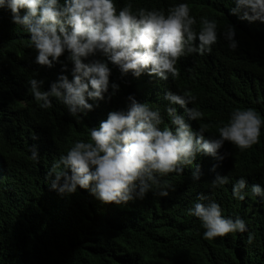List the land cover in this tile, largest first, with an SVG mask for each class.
I'll use <instances>...</instances> for the list:
<instances>
[{
    "label": "trees",
    "instance_id": "16d2710c",
    "mask_svg": "<svg viewBox=\"0 0 264 264\" xmlns=\"http://www.w3.org/2000/svg\"><path fill=\"white\" fill-rule=\"evenodd\" d=\"M128 2L115 0L117 10ZM131 3L134 10L165 12L187 3L197 20L195 29L199 31L200 17L214 19L219 40L211 53L182 57L175 80L144 73L122 76L105 57H90L85 63H108L110 86L103 100L88 101L93 110L80 119L55 98L51 108L42 109L30 94V78L43 80L45 91L59 75L72 80L67 53L52 68L36 64L29 34L12 22L10 10L0 8V264H264V203L250 196L253 184L264 186V127L250 149L240 151L225 142L218 153L222 160L198 154L181 175L167 177L173 189L166 197L149 192L143 200L117 206L103 204L90 190L78 188L74 194L62 195L51 188L47 173L53 161L76 140H87L89 130L99 127L109 112L126 110L130 96L160 108L161 128L175 130L166 113L168 107H175L194 133L207 126L205 138L218 135L233 109L252 108L264 118V23L233 15L234 0ZM24 13L21 10L20 15ZM228 25L236 30L235 52L222 35ZM64 65L67 71H62ZM113 83L118 90L111 88ZM168 92L195 96L189 107L199 108L203 118L189 119L183 108L165 99ZM32 147L38 163L29 158ZM217 176H228L229 183L213 188ZM241 177L247 181L244 201L232 196V186ZM201 194L215 200L225 217H241L247 231L203 239L201 222L188 215Z\"/></svg>",
    "mask_w": 264,
    "mask_h": 264
},
{
    "label": "clouds",
    "instance_id": "9594fccd",
    "mask_svg": "<svg viewBox=\"0 0 264 264\" xmlns=\"http://www.w3.org/2000/svg\"><path fill=\"white\" fill-rule=\"evenodd\" d=\"M231 13L241 20L264 23V0H234ZM0 8L12 13V22L22 26L29 34L31 48L37 52L35 63L52 68L67 53L73 65L72 80L59 75L43 90L44 81L30 78V94L42 109L52 107V99L64 105L77 119L93 110L88 101L103 100L109 89L111 74L108 63L85 61L103 56L118 67L122 76L148 77L167 81L179 77L177 63L182 57L194 53H211L219 40L217 21L206 16L197 20L191 15L187 3H178L167 9H133L131 0L117 10L115 0H0ZM21 10H25L23 16ZM229 50L235 52L238 42L236 30L228 25L222 33ZM199 41L196 45L194 42ZM62 71H67L64 65ZM116 91L118 85L111 84ZM171 105H179L191 120L199 121L204 113L189 107L196 97L185 92H168ZM126 110L109 112L107 119L97 128L89 130L87 140H76L55 159L47 173L50 186L58 193L74 194L77 189L90 190L103 204L125 205L143 200L151 192L166 197L173 185L167 177L181 175L198 154L223 159L219 150L225 142L240 151L250 149L259 142L264 118L252 108H236L226 123L218 128V135L205 138L207 126L194 133L175 107L166 113L174 126L161 128L163 123L159 107L139 103L133 97ZM35 138V137H34ZM30 159L39 162L37 150L29 148ZM194 178L199 176L194 174ZM229 183L228 176H217L213 188ZM247 181L241 177L232 186V196L244 201ZM264 203V186L253 184L251 194ZM188 215L201 222L203 239L213 240L230 233L247 231L245 221L225 217L221 206L209 196L201 194ZM253 237L249 235L248 242Z\"/></svg>",
    "mask_w": 264,
    "mask_h": 264
}]
</instances>
